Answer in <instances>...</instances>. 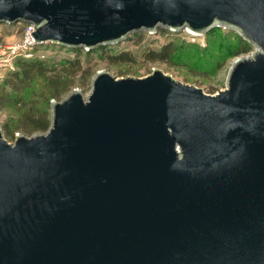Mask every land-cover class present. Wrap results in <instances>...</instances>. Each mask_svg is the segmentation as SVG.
<instances>
[{
    "label": "water",
    "instance_id": "1",
    "mask_svg": "<svg viewBox=\"0 0 264 264\" xmlns=\"http://www.w3.org/2000/svg\"><path fill=\"white\" fill-rule=\"evenodd\" d=\"M18 23L71 50L216 28L255 50L215 95L101 71L46 132L0 126V264H264V0H0Z\"/></svg>",
    "mask_w": 264,
    "mask_h": 264
},
{
    "label": "rangeland",
    "instance_id": "2",
    "mask_svg": "<svg viewBox=\"0 0 264 264\" xmlns=\"http://www.w3.org/2000/svg\"><path fill=\"white\" fill-rule=\"evenodd\" d=\"M23 26V23L16 25L0 24V45L19 43L22 40ZM236 33L224 28L208 32L206 35L196 34L195 37H192L188 31L169 33L165 30H159L153 34L142 32L131 36L127 41L119 45L109 47L114 49V51H109L114 54L120 52L119 50L129 52L131 54V61L129 63L111 61L108 57L102 55L100 51L87 55V51L85 50L80 56V69H77V67H69L70 69L64 67L61 69L65 61L64 59L66 57L73 59L75 53L62 50V47L52 43L37 44L33 50V56L35 58H46V60H49L48 62L52 61L51 64L61 69L65 74L64 77L72 82L70 91L62 95L61 99L77 89L81 90L84 95H88L91 90L93 77L101 71L108 72L117 79H120L128 77L144 78L151 75L153 73L152 70H160L165 75H171L180 82L202 89L206 94L215 95L227 88L226 79L233 62L239 57L248 56L255 50L251 45L250 51L241 55H235L234 53L229 55L228 51L225 56V51L220 53L221 46L227 50L229 48H233L234 50L238 47L240 43L237 41ZM170 42H173L178 48L175 55V59L177 60L176 65L170 61L164 62L148 58V52L160 51ZM213 46L218 48V50L210 52L200 50L205 47L211 49ZM18 59L14 62L15 68L12 72L16 70ZM41 94H46L45 82L42 79H37L36 85H33L28 90V95L31 97V100H38L41 104L40 106L46 107V103H41ZM48 96L44 95L45 101L48 100ZM53 100L56 99H50V103ZM20 109L19 106L0 107V126L2 128L5 125L13 127V124L17 122L20 114L23 112ZM35 134L37 133L27 134L17 131L14 135L31 137ZM8 141L14 143L15 139L10 138Z\"/></svg>",
    "mask_w": 264,
    "mask_h": 264
},
{
    "label": "trees",
    "instance_id": "3",
    "mask_svg": "<svg viewBox=\"0 0 264 264\" xmlns=\"http://www.w3.org/2000/svg\"><path fill=\"white\" fill-rule=\"evenodd\" d=\"M216 28L210 32L217 30ZM232 31V30H229ZM209 32V33H210ZM234 33V32H233ZM236 33V32H235ZM238 47L233 50V48L225 49L223 46L220 48V53L224 52V56L228 51V54L241 55L250 51L251 45L245 41L239 34L236 33ZM57 47V46H56ZM62 50L67 52L75 53L74 58L70 59L66 57L61 69L67 67L80 69L81 60L80 56L84 49L68 50L62 47ZM177 46L173 42L165 45L160 51L148 52L147 56L149 59H156L161 61H170L176 65L177 60L175 59ZM200 50L204 52L217 51L218 48L214 47L209 49L205 47ZM233 50V51H232ZM96 51H100L102 55L108 57L109 60L114 62L129 63L131 61V54L127 51L119 50L117 54L109 51H114V49L98 48L96 50L87 51V55H91ZM89 53V54H88ZM34 57V56H33ZM29 58L24 59L20 57L17 60L16 70L10 73L3 82L0 83V107H17L19 106L21 111L20 117L17 122L13 124V127L8 125L3 126L4 134L6 139H15V132L22 131L27 134L43 133L46 132L51 124V103L50 99L60 100L62 95L70 91L72 87V82L65 78V74L57 66H53L49 60L46 58ZM59 63V62H58ZM170 63V64H171ZM57 64V62H56ZM70 67V68H69ZM64 74V75H63ZM42 79L45 82L46 94H41V103H46L45 106H40L41 104L38 100H31L28 95V90L36 85V80ZM44 95H49L48 100L45 101ZM36 96V94H35Z\"/></svg>",
    "mask_w": 264,
    "mask_h": 264
},
{
    "label": "built area",
    "instance_id": "4",
    "mask_svg": "<svg viewBox=\"0 0 264 264\" xmlns=\"http://www.w3.org/2000/svg\"><path fill=\"white\" fill-rule=\"evenodd\" d=\"M34 27L24 24L22 40L14 45H0V82L15 68L14 62L20 57L31 58L36 47L35 41L31 39L30 33L34 32ZM169 33H172L168 31ZM192 37L196 34L188 32ZM191 39V38H190Z\"/></svg>",
    "mask_w": 264,
    "mask_h": 264
}]
</instances>
